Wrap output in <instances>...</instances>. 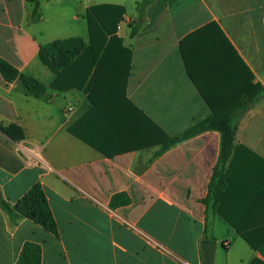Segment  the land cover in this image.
Listing matches in <instances>:
<instances>
[{"label": "crops", "instance_id": "crops-1", "mask_svg": "<svg viewBox=\"0 0 264 264\" xmlns=\"http://www.w3.org/2000/svg\"><path fill=\"white\" fill-rule=\"evenodd\" d=\"M139 1L40 0L29 24L25 0H0V57L47 86L36 97L0 73V129L25 133L13 141L0 130V198L13 205L40 183L59 231L12 222L0 207V264H17L27 243L40 246L41 264H204L205 241L217 244L213 264H264V97L236 119V145L251 153L231 157L208 231L220 133L158 154L210 104L222 111L264 85V0H152L144 18ZM101 5L123 11L122 42L87 48L86 13ZM69 38L86 47L58 77L39 50ZM120 193L130 203L110 208Z\"/></svg>", "mask_w": 264, "mask_h": 264}, {"label": "trees", "instance_id": "trees-1", "mask_svg": "<svg viewBox=\"0 0 264 264\" xmlns=\"http://www.w3.org/2000/svg\"><path fill=\"white\" fill-rule=\"evenodd\" d=\"M152 0H140L138 9L140 17L144 18L145 10ZM31 7V14L28 23H35L41 18L40 0H25ZM123 11L117 10L110 5L93 6L87 10L86 20L88 25L90 44L87 48L104 49L111 46L112 41L121 43L117 36V25L122 19ZM140 23L131 24V36L133 37L140 28ZM86 47L79 38H69L57 40L42 46L39 50L41 62L48 66L60 77V70H64ZM0 73L7 83H14L18 78L22 80V87L28 94L36 97L47 94V86L39 82L36 78L26 75L15 68L11 63L0 57ZM56 88L55 83L50 85ZM57 89V88H56ZM243 102L222 111H216L212 105V113L205 119L198 121L185 129L180 135L169 137L161 143L158 154L168 150L172 146L179 144L193 136L205 131L215 130L221 135L220 155L217 164L213 169V175L208 185V195L203 200L206 207V231H208L209 216L219 212V205L227 188L228 164L233 154L242 149L251 153L244 146L236 145L238 131L237 117L246 111L251 105L264 97V85L256 84L252 92L244 94ZM132 109L144 120H148L143 113L132 106ZM3 134L13 141H20L25 138L23 129L15 124H11L0 129ZM153 144V143H152ZM130 203V198L126 193L116 194L110 201V208ZM0 207L7 213L12 222L25 217L40 225L46 231L59 236L58 226L49 206L47 197L40 183L34 184L15 204L11 205L3 198H0ZM242 234V233H241ZM243 237L251 244L244 234ZM256 248V247H255ZM17 264H41V248L38 244L27 243L17 261Z\"/></svg>", "mask_w": 264, "mask_h": 264}, {"label": "water", "instance_id": "water-1", "mask_svg": "<svg viewBox=\"0 0 264 264\" xmlns=\"http://www.w3.org/2000/svg\"><path fill=\"white\" fill-rule=\"evenodd\" d=\"M16 83L22 84V80L18 78L16 80ZM201 248L203 251L204 264H213V258L215 250L217 248V244L215 242L205 241L201 244Z\"/></svg>", "mask_w": 264, "mask_h": 264}]
</instances>
